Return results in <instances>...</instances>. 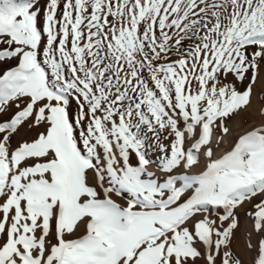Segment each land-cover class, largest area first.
Instances as JSON below:
<instances>
[{
  "label": "snow or ice",
  "instance_id": "snow-or-ice-1",
  "mask_svg": "<svg viewBox=\"0 0 264 264\" xmlns=\"http://www.w3.org/2000/svg\"><path fill=\"white\" fill-rule=\"evenodd\" d=\"M0 264H264V0H0Z\"/></svg>",
  "mask_w": 264,
  "mask_h": 264
},
{
  "label": "bare ground",
  "instance_id": "bare-ground-1",
  "mask_svg": "<svg viewBox=\"0 0 264 264\" xmlns=\"http://www.w3.org/2000/svg\"><path fill=\"white\" fill-rule=\"evenodd\" d=\"M257 108H259V101L257 102ZM243 120V118H241ZM248 121H249V124H252V123H258L259 122V114L258 113H252L248 116ZM245 225H246V222L243 218V214H241V218H240V225H239V228H240V233H239V240H238V250H242L243 249V246L245 244Z\"/></svg>",
  "mask_w": 264,
  "mask_h": 264
}]
</instances>
